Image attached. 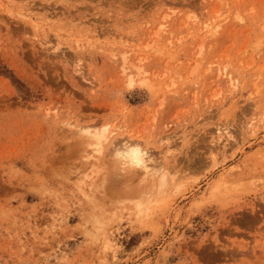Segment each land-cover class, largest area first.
Returning a JSON list of instances; mask_svg holds the SVG:
<instances>
[{
	"label": "rangeland",
	"instance_id": "rangeland-1",
	"mask_svg": "<svg viewBox=\"0 0 264 264\" xmlns=\"http://www.w3.org/2000/svg\"><path fill=\"white\" fill-rule=\"evenodd\" d=\"M0 264H264V0H0Z\"/></svg>",
	"mask_w": 264,
	"mask_h": 264
},
{
	"label": "bare ground",
	"instance_id": "bare-ground-1",
	"mask_svg": "<svg viewBox=\"0 0 264 264\" xmlns=\"http://www.w3.org/2000/svg\"><path fill=\"white\" fill-rule=\"evenodd\" d=\"M132 81V80H131ZM87 131H89V133H90V136H92V138H93V142L95 141V139H98V142H99V139H101V136H102V134L103 133H101V130L100 131H95V130H89L88 128L86 129ZM93 131H95V132H93ZM220 132V131H219ZM83 138V137H82ZM92 138H91V140H92ZM95 138V139H94ZM90 139V138H89ZM125 140H127V139H125ZM101 141V140H100ZM127 141H129V139L127 140ZM96 142V141H95ZM98 142H96V143H98ZM122 142V141H121ZM120 142V143H121ZM124 142V141H123ZM131 142V141H130ZM132 142H133V140H132ZM100 143V142H99ZM118 143V142H117ZM117 143H115V145L113 146V148L112 149H114V147H115V150H114V152H117L122 158L121 159H125V161H129L128 162V164L127 165H129V164H132V163H136V164H139L143 169H144V171L146 172V173H149L151 170H153L154 168V166H152L153 164V160L149 157V156H146V157H144L146 154H148V153H143V150L138 146V145H136V144H127V143H122V144H120L119 145V143L117 144ZM137 143H139V141L137 142ZM90 146V145H89ZM88 146V147H89ZM149 150V149H148ZM90 153V152H89ZM116 153V154H117ZM117 154V156H119ZM150 155V154H149ZM116 156V157H117ZM149 157V158H148ZM119 158V157H118ZM132 162V163H131ZM126 164V163H125ZM157 164H162L163 165V163H157ZM132 165H134V164H132ZM162 165H160L161 167L160 168H162V167H165L166 166V164H165V166H162ZM131 166V165H130ZM136 166V165H135ZM134 166V167H135ZM129 167V166H128ZM137 167V166H136ZM141 167H137V169H140L141 171H143L142 169H141ZM167 167V166H166ZM165 167V168H166ZM124 168H127V166L126 167H124ZM130 168H132V167H130ZM155 168H156V166H155ZM169 169V168H168ZM134 170V169H133ZM165 170V169H164ZM167 170V169H166ZM131 171V170H130ZM138 171V170H137ZM154 171H156V170H154ZM157 171L159 172V170L157 169ZM161 171H163V169H161ZM164 172V171H163ZM162 172V173H163ZM152 173V172H151ZM165 173V172H164ZM162 174L161 175V180L162 181H166L165 179H167V178H165V174ZM149 175H150V173H149ZM147 176H148V174H147ZM151 176H152V174H151ZM150 176V177H151ZM155 176V175H154ZM153 176V177H154ZM158 176H159V174H158ZM179 176V175H178ZM160 177V176H159ZM167 177H168V175H167ZM171 178V177H170ZM147 180H148V178H146ZM175 179H177V178H175ZM174 179V180H175ZM149 182H151V181H149ZM173 182V181H172ZM165 183V182H164ZM170 183V182H169ZM170 185V184H169ZM172 185V184H171ZM180 188V187H179ZM165 189H166V187H165ZM148 194V193H147ZM162 194H163V192H162Z\"/></svg>",
	"mask_w": 264,
	"mask_h": 264
}]
</instances>
